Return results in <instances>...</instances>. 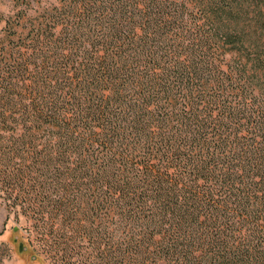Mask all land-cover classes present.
<instances>
[{
    "label": "trees",
    "instance_id": "trees-1",
    "mask_svg": "<svg viewBox=\"0 0 264 264\" xmlns=\"http://www.w3.org/2000/svg\"><path fill=\"white\" fill-rule=\"evenodd\" d=\"M3 21L0 204L35 255L264 264V0H32Z\"/></svg>",
    "mask_w": 264,
    "mask_h": 264
},
{
    "label": "rangeland",
    "instance_id": "rangeland-1",
    "mask_svg": "<svg viewBox=\"0 0 264 264\" xmlns=\"http://www.w3.org/2000/svg\"><path fill=\"white\" fill-rule=\"evenodd\" d=\"M30 1L32 0H0V35L4 17L15 13L20 5ZM21 221V218L17 219L13 212L0 204V264H47V260H41L30 248Z\"/></svg>",
    "mask_w": 264,
    "mask_h": 264
},
{
    "label": "crops",
    "instance_id": "crops-1",
    "mask_svg": "<svg viewBox=\"0 0 264 264\" xmlns=\"http://www.w3.org/2000/svg\"><path fill=\"white\" fill-rule=\"evenodd\" d=\"M32 259V258H31ZM33 260V259H32ZM37 261H39V260H37ZM34 262V261H33Z\"/></svg>",
    "mask_w": 264,
    "mask_h": 264
}]
</instances>
